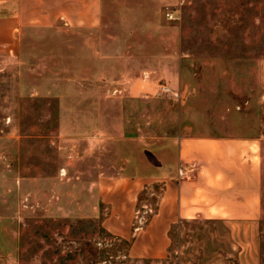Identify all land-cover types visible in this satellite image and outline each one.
<instances>
[{"label": "rangeland", "instance_id": "1", "mask_svg": "<svg viewBox=\"0 0 264 264\" xmlns=\"http://www.w3.org/2000/svg\"><path fill=\"white\" fill-rule=\"evenodd\" d=\"M185 135L261 138L264 264V0H103L98 31H25L0 56V264H237L221 223H178L158 263L101 226L96 179Z\"/></svg>", "mask_w": 264, "mask_h": 264}, {"label": "crops", "instance_id": "2", "mask_svg": "<svg viewBox=\"0 0 264 264\" xmlns=\"http://www.w3.org/2000/svg\"><path fill=\"white\" fill-rule=\"evenodd\" d=\"M102 23L103 0H0V56L16 55L30 29L98 31ZM171 144L175 158L156 160L148 173L123 159L96 179L93 188L105 210L102 228L124 242L128 260L158 263L168 257L174 226L213 221L227 228L237 264H260L261 138L185 135ZM156 187V206L140 222V196Z\"/></svg>", "mask_w": 264, "mask_h": 264}, {"label": "built area", "instance_id": "3", "mask_svg": "<svg viewBox=\"0 0 264 264\" xmlns=\"http://www.w3.org/2000/svg\"><path fill=\"white\" fill-rule=\"evenodd\" d=\"M166 15H167V17H168L169 19H172V18H173V16H172L171 14H169V12H168ZM62 171H64V170H62ZM178 174H179V177H185V176L187 175V172H186V170H184V169H180V170L178 171ZM138 221L141 222V219L139 218Z\"/></svg>", "mask_w": 264, "mask_h": 264}]
</instances>
